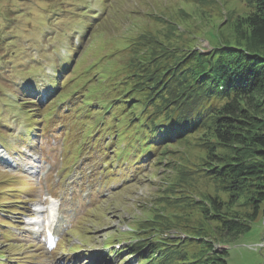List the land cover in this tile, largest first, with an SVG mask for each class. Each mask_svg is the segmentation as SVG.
<instances>
[{
	"label": "rangeland",
	"instance_id": "rangeland-1",
	"mask_svg": "<svg viewBox=\"0 0 264 264\" xmlns=\"http://www.w3.org/2000/svg\"><path fill=\"white\" fill-rule=\"evenodd\" d=\"M62 1L64 2L61 3ZM88 5H90V18H94L98 10H102L98 11L99 14L107 13V16L100 25L97 23L88 31L82 50L90 49L91 51L87 56V63L100 56V66L105 72L117 63H129L132 53L137 50L136 48L140 44L142 45L138 47L139 51L145 52L151 42L157 39L169 40L163 44L162 42L157 43L156 46L163 51H166L169 46H174L176 42L180 44L178 46L184 50V53H188L191 49L209 53L213 50V46L222 43L248 46L246 41H241L240 37L238 38L236 25L237 21L242 20L241 17L249 11L246 0H0V26L6 22L8 24L5 29H0V46L4 45L2 54L15 50L12 45L19 36V42L15 45L19 49L24 45L25 48H28L29 54L24 55L21 51L20 55L14 59L15 62L22 63L17 69H25L26 63L23 60L26 59L39 64L44 63L45 70L51 72L48 80L41 84L42 93L49 87L47 85L50 76L53 75L51 71L52 60L56 59L54 56L50 62H46V57L42 54H47L57 40L68 32L71 37L73 33L70 29L74 30L76 27L79 29V23L85 19L86 15L84 8ZM9 7L16 16V21L12 24L9 22L11 19L7 10ZM91 13L94 14L93 17L90 16ZM30 24L37 28L33 36L36 46L33 48L27 41V33H24L27 30L25 27H29ZM81 25L84 24L81 23ZM128 27H130V32L126 34ZM19 29H22L23 32ZM94 30H99V32L92 33ZM78 36L79 33H75L71 38L72 40L75 38V45H77ZM8 37H13L14 42L2 43ZM136 41L138 44L133 46ZM69 42L70 40L59 47V53L63 55V60L67 57ZM129 44L132 49L130 52H126L124 47ZM61 48L64 50L61 51ZM254 50L264 54V47H257ZM112 53L117 54L113 64H105L104 58ZM31 54L33 55L32 59L28 56ZM159 55L162 57L158 60L162 61L168 56L164 52H160ZM78 61L79 57L76 56V60L73 62ZM11 75L14 78L21 77L16 72ZM3 80L4 78H1V81ZM51 88L53 89V87ZM5 90L7 91V89ZM5 95V92H0V99ZM20 98L22 95L14 97L11 95L9 101L11 104H20L22 100ZM37 106L36 102L32 106H28L29 110H36L35 116L31 118L35 125L40 119L39 112L41 111ZM96 108H100V106ZM71 112L72 116H80L75 110ZM7 117H10L9 120L6 119ZM11 117H14L11 112L4 109L0 119L13 121ZM11 123V128L4 130L8 135L6 139H12L13 135L23 132L22 127L16 122ZM130 127L133 126L130 125ZM80 129L81 123H78L77 128L70 132V136L78 137ZM33 137L32 134L27 138V141L29 138L33 140ZM206 140L202 133L183 143L179 140L176 142H173L175 140H168L172 143L156 160L157 163L152 162L151 166L139 176L140 178L138 177L139 179L136 178L132 184L124 187L122 194L120 191L115 194L112 193L114 195L109 197L102 204L103 206L97 210H92L91 216L82 223L79 231L73 229L66 235L62 242L63 246H61L63 249L59 250V254L51 256L45 247V242H41L39 238H36V235L35 237L32 235V232L39 228V224L31 223L34 220H29L24 216L23 223H18L19 226H11V228L14 231L12 235L20 236L17 245L26 246H20L16 251L8 252L6 249L9 247L11 250H15V248H11L5 243L6 240H2L0 237V251L8 257L7 261L0 258V264L3 262L24 264L20 255L25 253H30L29 258L33 255L39 258V261H34L35 264H88L90 261H86L84 256L68 250L72 244L77 245L79 243L83 249L97 250L104 248V243L113 244L112 248L118 252L112 258L105 256L100 251L103 254L104 264H140L137 256L128 257L135 251L124 255L123 250L130 251L132 245L141 247L143 252L138 251V256L145 253V257H147L145 260L151 259L147 264H152L155 259L152 255L154 249H166L169 247L166 244L170 241L173 244L177 243L184 252H189L191 258L203 254L206 257H211L214 251L208 250L207 247L210 246H203L205 241L196 243L187 238L190 233V235L197 234L207 237L216 248L226 247L229 252L228 264H264V204L258 218L248 223L249 231L228 237L224 236L216 223L209 222L208 215L204 210L205 203L198 202L199 199H205L208 195L214 194L210 183H208L209 180H205L203 176V172H206L208 167L209 147L204 144V141L207 142ZM85 151L86 165L96 166L99 160L98 156L88 148ZM15 159L18 162L29 160L26 156L20 155ZM15 159L6 154L3 146L0 145V180L5 179V172H10V175L21 180L15 185L13 197L6 199V205L10 211L12 209L20 211L18 206L23 205V214L26 211L33 213V207L38 210L41 208L36 203H39L41 199L39 188L42 187V181L39 179L30 180V174L19 173ZM118 159L116 158V160ZM5 161L12 162V165H8ZM30 165H33V161ZM184 166L190 167L192 170L195 169L197 172L183 177L180 184L174 187L171 184L176 183L182 175L177 169L185 170ZM3 189L0 186V190ZM9 189L14 191V187H9ZM249 193L246 190L243 196L239 198L241 205H225L223 212L231 213L232 218L240 217L246 222L252 211V208L246 205L248 201L252 202ZM30 199V208H27V201ZM168 199L170 200L169 206H163L168 204ZM224 200L226 201L225 197ZM1 213L5 214L2 211ZM40 215L39 212L34 215L37 221H40ZM78 217L79 214H76L72 218L71 226L74 225ZM11 218L14 221H22L19 214H13ZM163 218L169 219L171 222L168 224ZM47 255L50 257L48 258ZM106 259H109L110 262H106ZM181 260L182 258L177 257L171 264H180ZM82 261H86V263ZM27 262V264L31 263L30 260Z\"/></svg>",
	"mask_w": 264,
	"mask_h": 264
},
{
	"label": "trees",
	"instance_id": "trees-1",
	"mask_svg": "<svg viewBox=\"0 0 264 264\" xmlns=\"http://www.w3.org/2000/svg\"><path fill=\"white\" fill-rule=\"evenodd\" d=\"M246 6L249 11L236 25L238 38L246 41L248 46L222 43L213 46L209 53L195 49L184 53L176 42L163 51L156 46L157 43L163 44L169 40L157 39L148 46L149 51H139L140 44L132 53L129 63H117L106 72L100 66V56L90 63H81L75 69L78 74L81 70L87 71L92 76V86L98 85L103 88L101 90H109L113 94L114 110L110 115L115 125L112 130L116 135L119 130L126 131L130 125L136 132L142 127L155 130L163 122L173 120L174 123L168 127L172 126L171 131L178 130L181 133L179 142L183 143L201 133L206 137L207 142L204 141V144L209 147L208 167L203 176L205 180H209L214 194L197 200L205 203L204 210L209 222L216 223L224 236L228 237L249 231L248 223L258 218L264 204V54L254 50L264 47V0H246ZM8 13L11 21H16L15 13L11 10ZM106 16L107 13H104L99 18L98 25ZM29 26L26 27L27 34L34 36L37 28L31 24ZM98 32L99 30H94L92 33ZM6 41L14 42L13 37H8L2 43ZM137 44L138 41L133 46ZM124 48L126 52L132 49L130 44ZM3 49L2 44L0 92L18 93L19 89H14L11 79L12 72L18 73L38 89L33 74L28 75L33 71L30 69L31 63L25 72L21 71L17 69L21 66L20 63L14 62L11 66L16 51L2 54ZM160 52L168 55L163 61L158 60L162 57ZM116 56L114 53L108 55L105 64L112 65ZM75 77L76 75H72L70 79ZM1 78L4 80L1 81ZM76 82L59 93L58 97H52L47 109H51L56 100L62 101ZM66 84L67 82L64 83ZM34 92L36 91L33 89L28 91L31 94ZM27 98L29 96L22 99L20 104L11 105L9 102L5 105L11 107V112L19 116L22 122L25 120L29 123L33 118V111L28 109V104L33 102ZM5 100V96L1 97L0 104H4ZM1 128L0 126V136L4 135ZM3 141L0 140L6 145ZM168 143L159 147L157 156L153 159L155 163L172 142ZM184 168L185 170L177 169L182 175L177 181L174 180L176 183L171 184L174 187L180 184L183 177L197 172L187 166ZM17 182L21 180L10 175L0 180V186L4 188L0 190V209L7 210L8 213L16 211L9 210L6 199L13 197ZM9 187H14V191ZM246 190L250 192L252 200L246 205L252 211L245 222L240 217L232 218L231 213L223 211L225 205H241L239 198ZM167 201L168 204L163 206H169L170 200ZM163 220L168 224L171 222L169 219ZM0 221L6 222L3 217ZM190 234L187 238L196 243L205 241L203 246H210L207 247L208 250L214 251L211 257L203 254L191 258L189 252H184L182 247L169 240L170 243L166 244L169 247L159 250L152 264H171L177 257L182 258L180 264H228L227 248H216L207 237Z\"/></svg>",
	"mask_w": 264,
	"mask_h": 264
}]
</instances>
